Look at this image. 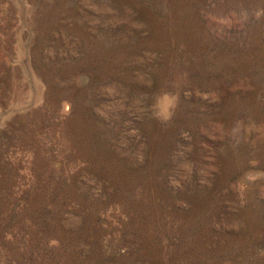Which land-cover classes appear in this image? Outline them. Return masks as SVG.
I'll use <instances>...</instances> for the list:
<instances>
[{
	"label": "rangeland",
	"instance_id": "obj_1",
	"mask_svg": "<svg viewBox=\"0 0 264 264\" xmlns=\"http://www.w3.org/2000/svg\"><path fill=\"white\" fill-rule=\"evenodd\" d=\"M0 264H264V0H0Z\"/></svg>",
	"mask_w": 264,
	"mask_h": 264
}]
</instances>
